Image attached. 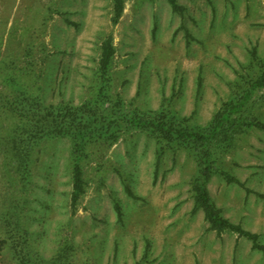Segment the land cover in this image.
<instances>
[{"label":"rangeland","instance_id":"rangeland-1","mask_svg":"<svg viewBox=\"0 0 264 264\" xmlns=\"http://www.w3.org/2000/svg\"><path fill=\"white\" fill-rule=\"evenodd\" d=\"M179 4L182 14L166 0H125L113 24L112 0H0V264H264L249 239L211 230L192 192L208 155L264 194V128L242 122H264V90L203 148L152 121L206 129L256 77L264 30L248 25L244 0ZM91 109L108 121L93 125ZM74 152L85 187L75 209ZM206 187L264 244L263 197L217 173Z\"/></svg>","mask_w":264,"mask_h":264},{"label":"trees","instance_id":"trees-1","mask_svg":"<svg viewBox=\"0 0 264 264\" xmlns=\"http://www.w3.org/2000/svg\"><path fill=\"white\" fill-rule=\"evenodd\" d=\"M171 9L174 12L182 14L183 6L179 4V0H166ZM125 0H112L113 7V16L112 23L115 24L119 17L121 16L124 9ZM115 52V48L113 45L112 35L109 34L101 44V53L99 58V69L101 74H105L109 64L111 62L112 56ZM249 54L252 60L260 61L259 56L257 54L256 47H252L249 50ZM261 68L259 69L256 77L251 80L248 88L239 96L229 99L214 113L211 121L208 124L206 129H193V130H185L179 127H172L164 117H159V119L154 118L153 125L159 129L161 132L166 133L174 132L178 138L181 139H194L195 143L202 147L210 138L216 137L220 135L224 131V125L229 122H232L234 118V114L249 100L252 92L263 89L264 90V60L260 62ZM200 75L197 79V85L200 87ZM89 114L94 116V124L98 123H106L108 119L99 117L94 114L93 110L89 111ZM112 121V119H111ZM244 124L251 125L258 128H264V122L257 119H246L242 121ZM239 123H241L239 121ZM93 134L96 133V129H93ZM101 129H99V132ZM91 136V137H90ZM96 135H82L80 137L81 140H84L85 137L93 138ZM89 138V139H90ZM208 142V141H207ZM206 142V143H207ZM203 148V147H202ZM79 149V148H77ZM206 153V151H204ZM73 165H72V190L70 193L71 206L75 209L77 201L79 197L84 193V179L82 175V166L80 163L79 155L73 153ZM205 157V158H203ZM207 157V158H206ZM211 173H217L229 184H234L240 186L244 189V191L249 194L254 192L256 195L263 197V193H259L253 191L249 187L245 185V182L240 180L237 176L220 167H211L209 162V156L203 155L202 161L200 163V171L198 177L194 178L192 182V192H193V209H202L204 213V218L209 223V228L214 230L218 235H221L224 232L230 231L236 233L238 237H245L252 242V246L254 248L260 249L264 252V244H261L259 241V235L256 232H253L245 227H243L239 222H234L230 220L228 217L222 214L221 209L214 203L207 187L206 181L209 178ZM127 193L133 196V193L127 188ZM115 209L117 214L119 215V207L115 204ZM6 230L11 232L13 229V225H7ZM26 264V263H25Z\"/></svg>","mask_w":264,"mask_h":264},{"label":"crops","instance_id":"crops-1","mask_svg":"<svg viewBox=\"0 0 264 264\" xmlns=\"http://www.w3.org/2000/svg\"><path fill=\"white\" fill-rule=\"evenodd\" d=\"M245 2V6H248L249 8H251V15L249 17L248 25L251 26H262V31L264 30V15H262V13H260L259 11H263L262 10L264 8V0H244ZM258 11V12H257ZM243 21V20H242ZM258 24H263V25H258ZM255 30H261V29H257V27H255ZM256 39L258 41H262L264 43V34L263 36L259 37V35H256Z\"/></svg>","mask_w":264,"mask_h":264}]
</instances>
